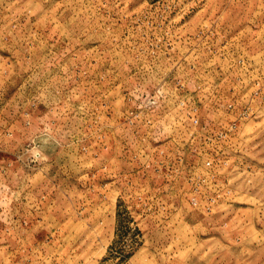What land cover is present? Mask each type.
Segmentation results:
<instances>
[{
	"label": "rangeland",
	"instance_id": "obj_1",
	"mask_svg": "<svg viewBox=\"0 0 264 264\" xmlns=\"http://www.w3.org/2000/svg\"><path fill=\"white\" fill-rule=\"evenodd\" d=\"M0 264H264V0H0Z\"/></svg>",
	"mask_w": 264,
	"mask_h": 264
}]
</instances>
